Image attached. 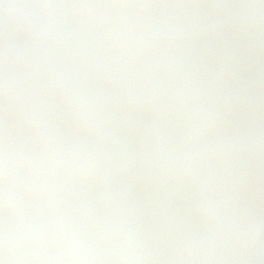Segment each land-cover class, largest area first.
<instances>
[{"label": "rangeland", "instance_id": "374dc122", "mask_svg": "<svg viewBox=\"0 0 264 264\" xmlns=\"http://www.w3.org/2000/svg\"><path fill=\"white\" fill-rule=\"evenodd\" d=\"M69 1L99 23L101 47L71 75L34 82L15 75L11 32L44 0H0V92L8 94L0 103V211L24 192L18 220L29 225L18 264H218L220 235L245 233L247 213L263 207L262 194L231 172L251 126L240 116L255 106L250 92L234 107L220 90L223 78L237 77L220 53L182 87L162 77L138 15H178L186 1L178 11L138 0ZM16 96L25 109L13 108ZM13 170L18 176L5 179Z\"/></svg>", "mask_w": 264, "mask_h": 264}, {"label": "water", "instance_id": "95a60500", "mask_svg": "<svg viewBox=\"0 0 264 264\" xmlns=\"http://www.w3.org/2000/svg\"><path fill=\"white\" fill-rule=\"evenodd\" d=\"M151 30L154 47L165 65L164 71L174 82L191 76L207 57L208 48L197 47L187 32L185 34V30L171 19L157 20L151 25ZM13 33L21 59L15 72L20 78L36 81L74 71L101 43L97 24L85 14L76 13L68 0H45L39 9L17 19ZM242 50L248 66L254 71L256 82L264 89V15L242 35ZM3 97L4 94H0V101ZM23 103L22 98L14 100L17 107ZM253 114L246 112L244 115L249 117ZM252 132L250 142L258 137ZM234 162L239 174L250 173L251 167L242 149L235 152ZM152 172L153 168H149L146 174L150 177ZM21 240V232L0 220V264H16ZM222 240L228 252L251 250L249 245L242 249L244 245L238 233H228Z\"/></svg>", "mask_w": 264, "mask_h": 264}, {"label": "flooded vegetation", "instance_id": "af4514ba", "mask_svg": "<svg viewBox=\"0 0 264 264\" xmlns=\"http://www.w3.org/2000/svg\"><path fill=\"white\" fill-rule=\"evenodd\" d=\"M139 2L155 3L158 7H165V9H173L176 11L181 8L178 0H138ZM186 6L182 13L164 14L158 10H147L143 14V20L146 21L147 12L159 13L162 16H169L179 20L190 28L200 31L206 35L213 43V50L210 53L209 62L212 61L213 56L221 54L219 58L225 64L229 65V70L237 72V77L233 80L224 78L221 85L222 92L229 95L230 99H238L240 95L250 92L251 101L255 106L251 110H256L258 115L251 119L249 123L251 128H263L264 130V94L256 86L253 76L246 67L241 48L240 35L250 25L254 24L256 19L264 13V0H184ZM145 15V16H144ZM145 23V22H144ZM221 49L224 52H221ZM219 54V55H220ZM227 62V63H226ZM234 65V67H231ZM208 66V65H207ZM206 66V68H207ZM238 66V67H235ZM260 130V129H259ZM257 142L250 147H246L249 162L253 167L252 173L247 177H240L237 179L243 181H250V192L253 195L262 194V210L257 213H251L247 217L246 225L248 230L244 234L247 236V241L253 245L252 252L248 254V264H264V145H257ZM233 174L235 169L232 170ZM234 176V175H233ZM235 177V176H234ZM236 178V177H235ZM19 196V194L17 195ZM18 200L12 199L11 205L7 210L0 211V218L8 224L20 225L22 231L25 229L23 220H18L21 214L20 207H25V200L23 196ZM4 202L0 207H4ZM18 207V210H16Z\"/></svg>", "mask_w": 264, "mask_h": 264}]
</instances>
